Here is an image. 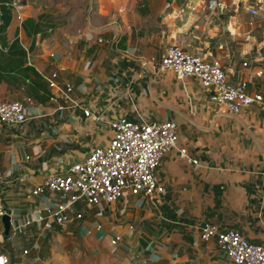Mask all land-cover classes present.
I'll return each instance as SVG.
<instances>
[{
  "label": "crops",
  "instance_id": "0c3cea01",
  "mask_svg": "<svg viewBox=\"0 0 264 264\" xmlns=\"http://www.w3.org/2000/svg\"><path fill=\"white\" fill-rule=\"evenodd\" d=\"M94 1L0 0V98L21 101L26 116L0 123V199L15 233L6 241L0 216V243L21 250L17 260L0 251L13 254L14 264H73L63 241L78 234L98 248L96 264H235L215 239H202L201 229L210 222L264 242V107L233 113L211 100L199 78L154 74L141 59L178 44L220 60L231 80L264 94V74L257 75L264 69V0L256 15L239 0ZM236 16L237 27L229 28ZM121 117L176 123L177 145L155 171L164 193L125 190L94 205L80 199L79 221L71 214L42 230L35 218L45 202L60 198L32 189L107 145L111 121ZM109 244L113 256L104 251ZM85 256L77 264H92Z\"/></svg>",
  "mask_w": 264,
  "mask_h": 264
},
{
  "label": "built area",
  "instance_id": "2783aa9c",
  "mask_svg": "<svg viewBox=\"0 0 264 264\" xmlns=\"http://www.w3.org/2000/svg\"><path fill=\"white\" fill-rule=\"evenodd\" d=\"M239 2H248L251 14L259 13L260 0ZM228 27H237V16L230 20ZM98 40L102 42L101 38ZM141 62L154 74L172 71L180 79L189 76L199 78L202 85L211 90V100L233 113L252 105L264 107V94L250 92L246 80H231L220 60H209L181 45L167 46L159 58L152 56L141 59ZM263 74L264 69L261 68L257 75L261 77ZM48 85L65 93L72 90L71 84L61 88L53 80H49ZM84 113L88 115L89 111L85 110ZM25 120V106L21 101L0 98L1 124L11 126ZM111 126L113 134L107 145L94 147L84 160L72 164L66 172L48 175L42 185L32 189V195L48 190L57 193L60 198L56 202H45L35 218L42 230L49 231L54 224L65 223L71 214L79 221L82 214L75 205L80 199L94 205L114 202L125 190L133 195L144 193L150 197L164 193V186L155 179V171L165 153L177 145L176 123L172 120L138 123L121 117L112 120ZM181 155L198 164V159L188 155L185 149ZM5 213L0 199V216ZM29 222L27 220L18 226ZM14 234H10L9 229L6 241H10ZM201 237L205 241L215 239L235 264H264V242H251L235 229L225 230L217 224L206 222L202 226ZM118 240L119 237H115L111 243L115 244ZM9 263V255L0 251V264Z\"/></svg>",
  "mask_w": 264,
  "mask_h": 264
},
{
  "label": "rangeland",
  "instance_id": "374dc122",
  "mask_svg": "<svg viewBox=\"0 0 264 264\" xmlns=\"http://www.w3.org/2000/svg\"><path fill=\"white\" fill-rule=\"evenodd\" d=\"M95 2V7L99 4L96 0ZM121 6H123L122 1H117ZM105 5L107 8H112V6L117 7L118 5H113L112 1H104ZM94 4H92V8H95ZM119 8V7H118ZM116 10H119V9ZM90 236H79L78 234H73L72 237L66 238L63 243H65V246L63 247V250L70 256V259L72 258L73 260L75 259V262L73 264H77V262L82 261L84 258H86L85 255L89 254L90 257V262L94 264L95 259H96V251L98 250L97 247H90L91 245V240L89 238ZM13 243H17V239L13 240ZM110 243V242H109ZM108 248L105 249L110 256H113L116 254L117 249L115 248L116 246H113L111 244L107 245ZM0 247L6 251H10L11 253H14L15 255V260H17L18 255L20 254V248L18 247L17 244H15V247L12 246L11 242H4L0 243ZM119 249V247H118ZM97 262H95L96 264Z\"/></svg>",
  "mask_w": 264,
  "mask_h": 264
},
{
  "label": "water",
  "instance_id": "95a60500",
  "mask_svg": "<svg viewBox=\"0 0 264 264\" xmlns=\"http://www.w3.org/2000/svg\"><path fill=\"white\" fill-rule=\"evenodd\" d=\"M1 222L3 225V236H6L9 232L10 226H11V219H10V215L5 213L1 216ZM13 254L10 255V263H13Z\"/></svg>",
  "mask_w": 264,
  "mask_h": 264
}]
</instances>
